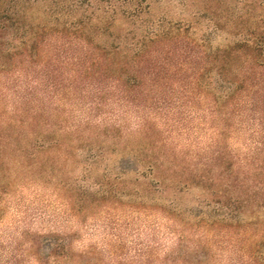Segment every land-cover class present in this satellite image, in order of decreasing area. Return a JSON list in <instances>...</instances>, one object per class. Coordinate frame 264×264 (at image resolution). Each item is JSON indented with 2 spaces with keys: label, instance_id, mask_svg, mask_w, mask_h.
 <instances>
[{
  "label": "rangeland",
  "instance_id": "rangeland-1",
  "mask_svg": "<svg viewBox=\"0 0 264 264\" xmlns=\"http://www.w3.org/2000/svg\"><path fill=\"white\" fill-rule=\"evenodd\" d=\"M11 1L0 0V5ZM15 2L16 11L5 16L10 17L8 24L14 17L21 26L9 28L5 38L10 42L15 37L16 44L30 26L47 25L50 36L59 24L89 17L100 21L92 30L103 34L102 44H113L117 34L138 36L146 30L174 36L154 46L153 73L141 72L147 92L117 102L118 92L106 89L102 110L90 103L96 92L84 82L68 90V68L51 92L47 78H39L36 88L28 86V76H38L33 70L0 66V114L14 117L17 106L43 108L45 118L51 123L61 118L70 132L90 125L120 130L131 136V146L158 142L175 150L187 166L209 164L214 180L178 195L187 214L170 219L160 211L129 207L127 200L96 195L95 182L109 168L118 170L115 157L121 155L87 170L88 148L69 162L59 151L41 152L28 158L36 166L28 171L20 165L22 146L0 148L6 156L0 165V264H264V91L255 95L248 87L238 98L244 101L241 111L225 113L215 111L200 89L190 88L207 62L204 50L226 48L241 39L264 46V0ZM138 3L144 11L128 17ZM109 20L113 24L105 29ZM234 61V66L241 63ZM246 62L254 68L248 82L264 88V64L256 56ZM110 76L114 72L107 73L103 86L110 87ZM39 164H44V173ZM86 197L95 198L94 203H85ZM200 211L228 219L199 226L194 219ZM237 213L240 219H232Z\"/></svg>",
  "mask_w": 264,
  "mask_h": 264
},
{
  "label": "trees",
  "instance_id": "trees-1",
  "mask_svg": "<svg viewBox=\"0 0 264 264\" xmlns=\"http://www.w3.org/2000/svg\"><path fill=\"white\" fill-rule=\"evenodd\" d=\"M16 8L15 0L7 6L0 5V66L7 68L10 64L13 67L22 65L26 71L33 70L38 76H28V86L36 88L34 85H37L39 78H47L46 82H49L51 92L58 89L60 83L58 80L62 77L60 74L64 72V68H68L70 73L67 79L68 90L77 86L79 82H84L85 87L88 85L96 92L90 103L98 106V110H102L106 105L107 100L103 99L106 89L118 92L117 102L138 99L140 93L141 96L144 95L147 90L141 72L144 69H152L146 73L150 75L153 73L156 66V64L152 66L151 63L152 54L156 51L153 49L154 46L174 36L170 31L146 30L138 36L117 34L113 38V44H102L103 34L92 30L94 25L100 27V21L89 17L70 24H59L55 34L50 36L46 34L47 25L44 28L30 26L19 36V42L16 44L13 41L15 37H12L13 40L10 42L5 38L9 28L14 25L16 28L21 26L20 20H14V17L12 23L8 24L10 17L5 16L16 11ZM144 9L142 3H138L131 10L135 14L127 16L133 18ZM113 21L109 20L105 29H109ZM66 46L70 49H66ZM167 53L169 58L171 52ZM202 54L207 58V62L196 73L195 81L190 88L191 91L200 89L202 96L210 98L215 111L225 110L227 113L238 108L241 111L244 101L238 100L239 95L250 86L254 89L255 95L264 91L260 84L248 82L254 68L245 64L250 56H256L260 64H264V46L251 43L248 39H241L237 44L226 48H210L204 50ZM235 59L241 62L240 65L234 66ZM108 72L112 74L114 72V76H110L112 78L110 87L102 85ZM86 91L88 90L83 89V93ZM30 109L25 110L17 106L14 109V117L9 118L0 114V148L22 146L25 162L21 160L20 165L25 170L36 168L27 160L33 156L37 157L41 152L59 151L58 154L65 155V162H69L75 157L78 158L77 152L80 149L88 148L87 170H92L96 164L107 162L114 154L121 155L115 157L119 159L118 170L113 171L109 168L102 180L95 182V186L98 187L96 195L102 199L127 200L126 204L129 207L160 211L170 219L187 214L178 195L196 186L203 185L205 188L214 180L213 176H210L209 164H203L201 169L195 164L187 166L186 161H178L175 150H169L158 142H143L131 146V136L125 137L120 130L102 126L90 125L84 129L77 127L70 132L63 128L61 118L51 123L44 117L43 108ZM5 157L0 153V165ZM52 160L56 161L55 157ZM38 169L44 173V164H39ZM187 171L189 177L198 181L189 177L184 178ZM170 189H174V192ZM89 199L90 197H86L84 202L90 201L89 203L93 204L95 198ZM239 213L232 216V219L237 217L240 219ZM195 217L194 224L199 226H210L216 221L228 219L225 214L213 219L201 211Z\"/></svg>",
  "mask_w": 264,
  "mask_h": 264
}]
</instances>
